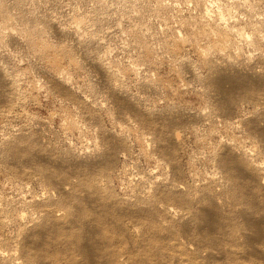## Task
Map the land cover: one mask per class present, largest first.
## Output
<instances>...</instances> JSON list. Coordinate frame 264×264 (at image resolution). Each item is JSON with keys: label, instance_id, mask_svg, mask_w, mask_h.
I'll return each mask as SVG.
<instances>
[{"label": "rangeland", "instance_id": "1", "mask_svg": "<svg viewBox=\"0 0 264 264\" xmlns=\"http://www.w3.org/2000/svg\"><path fill=\"white\" fill-rule=\"evenodd\" d=\"M263 179L264 0H0L6 261L264 264Z\"/></svg>", "mask_w": 264, "mask_h": 264}, {"label": "bare ground", "instance_id": "2", "mask_svg": "<svg viewBox=\"0 0 264 264\" xmlns=\"http://www.w3.org/2000/svg\"><path fill=\"white\" fill-rule=\"evenodd\" d=\"M213 4V3H212ZM215 4V3H214ZM244 4H246V3H244ZM249 4V3H248ZM250 5V4H249ZM249 5H247V6H249ZM243 6H245V5H243ZM227 9V8H226ZM207 10V12H206V15H208L207 13H209V11H208V8L206 9ZM216 12V11H215ZM210 14V13H209ZM219 14V13H218ZM222 14V13H221ZM220 14V15H221ZM228 14V13H227ZM220 15H218V16H220ZM223 15V14H222ZM209 16V15H208ZM224 16V15H223ZM229 16V15H228ZM206 18H208L207 16H205ZM222 17V16H221ZM227 17V16H226ZM219 18L220 17H218V20H219ZM223 18V17H222ZM222 18H220L221 20H222ZM210 20V19H209ZM224 20V19H223ZM227 20V19H226ZM228 21V20H227ZM217 22V21H216ZM82 23V22H81ZM220 24H221V22H220ZM80 26V25H79ZM225 28V27H224ZM227 29H229V28H227ZM76 30H78V29H76ZM225 30V29H224ZM236 31V30H235ZM254 31H256V30H254ZM215 32V31H214ZM217 32V31H216ZM231 32V31H230ZM220 33V32H219ZM225 34H226V31L224 32ZM258 33V32H257ZM257 33H256V35H257ZM224 34V35H225ZM227 34H230V33H227ZM239 34H242V32H240L239 31ZM231 35V34H230ZM233 35H235V34H233ZM229 36V35H228ZM245 36V35H244ZM225 38H226V36H224ZM240 37V36H239ZM217 38V37H216ZM219 38V37H218ZM220 38H221V36H220ZM225 38H224V40H225ZM228 38V37H227ZM241 38H242V35H241ZM259 39V38H258ZM220 40V39H219ZM245 40V39H244ZM244 43H247V42H244ZM184 44V43H183ZM234 45V44H233ZM236 45V44H235ZM231 49V48H230ZM237 50V49H236ZM238 50H239V47H238ZM218 72V71H217ZM218 74V73H217ZM218 83V82H217ZM182 114V113H181ZM181 117H183V116H181ZM188 117V116H187ZM172 140L174 141V143H179L180 142V135L178 134V133H175L174 135H173V137H172ZM224 148H225V150H226V154H224L222 157H221V159H220V165L222 166V169L223 170H225V172L227 173V174H230L231 173V170L232 169H234L236 166H237V162H236V160L234 159V158H232L229 154H232V153H234V148H232V147H230V146H228V145H226V146H224ZM106 152H107V150H106V147H97L96 149H93V151L91 152V153H89V154H83L82 156H84L82 159L83 160H79V163H83V164H85V165H87V166H94V165H96V164H99V163H102L103 162V158H104V156H105V154H106ZM250 155H249V153L248 152H245V153H243V157H249ZM246 160V159H245ZM64 161V163H70L71 162V160H69L68 158L67 159H64L63 160ZM247 163V162H246ZM80 165V164H79ZM251 165V164H250ZM220 166V167H221ZM253 167H255V168H259L258 166H254V165H252ZM247 167H250V166H247ZM232 177L230 176V178L229 179H231ZM143 181V180H142ZM164 186V188H168L169 186L168 185H166V183H164L163 184ZM262 185H264V179H263V182H262ZM141 187V186H140ZM150 188H152L151 186H150ZM150 190V189H149ZM172 191H174L175 193H178V192H176V191H179V188L177 187V186H172ZM141 194V193H140ZM147 194V193H146ZM149 194V193H148ZM151 194V193H150ZM142 195H143V193H142ZM139 199H141V201H145V202H148V200L150 199V197H149V195H148V197H145V199L143 198V197H141V195H139V196H137ZM147 198V199H146ZM0 210H1V208H0ZM165 211V213L166 214H168V215H170L171 217H177L178 216V212H173L171 209H165L164 210ZM68 214V215H67ZM86 214H87V212H85V211H82L81 213H80V217H78V220H80V223L84 226L85 225V223H86V221H87V219H85V217H86ZM65 215H67V216H65ZM64 216H62V218H64L65 220H67L69 217H72L73 216V213H72V211L71 210H66V214H65ZM186 215L188 216V214H180L178 217H180V218H182L183 220H186L185 219V217H186ZM53 219V220H52ZM57 216H56V213L55 212H48V211H46V212H43V213H41V214H39L38 215V220H37V218H35V220H33V221H36V222H34L35 224H34V226H33V228H23L22 230V233H20L21 235H20V237H22V239H23V241H28V242H30V243H32V244H36L37 243V237H39V236H41V235H44V234H46V232H47V227H46V225H47V222L48 221H53L54 223L57 221ZM55 220V221H54ZM182 220V221H183ZM69 222H70V218H69ZM57 223V222H56ZM7 225L8 224V221H3V225ZM247 226L250 228V229H252V230H254L255 231V233H256V236H257V241H259L261 238V241L264 239V237H262L261 236V230H260V227H259V225H256V224H254V223H251V222H248V224H247ZM28 227V226H27ZM255 240V239H254ZM253 240V241H254ZM82 242V239L81 238H78V241H77V243H78V245H79V247L80 248H82V249H85V248H87V247H85V246H82L81 244H79V243H81ZM2 250H0V261H2V262H4V263H6V262H8V260L9 259H7V261L5 260V258H4V254H3V252H1ZM19 254L20 255H18L17 257L18 258H20V259H22L23 260V262L22 263H19V262H14L13 260H12V257L10 258V262L11 263H9V264H46V263H43L42 261H41V259L37 256V255H34V254H31V253H29V252H27V251H24V249L23 248H20V252H19ZM58 258H55L54 260H57ZM15 260H19V259H15ZM8 264V263H7ZM52 264H54L53 262H52ZM60 264H62V263H60Z\"/></svg>", "mask_w": 264, "mask_h": 264}]
</instances>
